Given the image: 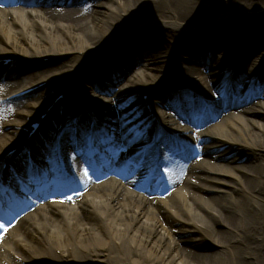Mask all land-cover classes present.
<instances>
[{
  "label": "bare ground",
  "instance_id": "bare-ground-1",
  "mask_svg": "<svg viewBox=\"0 0 264 264\" xmlns=\"http://www.w3.org/2000/svg\"><path fill=\"white\" fill-rule=\"evenodd\" d=\"M1 3L0 59L15 62L10 67L0 61V83L6 84L0 97L48 82L34 91L35 100L0 102V166L9 162L0 168V199L8 198L4 188L21 186L27 150L37 166L54 168L50 156L58 153L33 144L30 125L45 113L47 122L63 118L70 103L77 108L65 118L67 130L57 141L64 162L98 148L80 125L97 120L112 133L141 137L168 176H151L153 189L146 191L151 172L128 163L32 204L15 218L11 232L1 234L0 264H264V10L251 15L264 0ZM164 30L176 32L169 45L153 40L141 70L128 72L127 62H137L145 49L139 38ZM211 35L223 43L231 35L239 38L209 63L186 41L205 45L211 58L217 44L203 41ZM110 61L123 67L119 90L112 70L104 73ZM56 62L61 65L47 67ZM238 66L252 72L248 97L260 102L225 114L222 101L240 104L242 94L235 95L240 88L233 83ZM98 72L104 78L97 91L106 95L100 99L92 93ZM60 94L63 99L56 101ZM206 120L213 122L204 126ZM70 127H78V137ZM176 144L185 152L178 153ZM13 148L16 153L7 157ZM199 245L217 250L194 249Z\"/></svg>",
  "mask_w": 264,
  "mask_h": 264
},
{
  "label": "rangeland",
  "instance_id": "rangeland-1",
  "mask_svg": "<svg viewBox=\"0 0 264 264\" xmlns=\"http://www.w3.org/2000/svg\"><path fill=\"white\" fill-rule=\"evenodd\" d=\"M51 5H54V4H51ZM262 10H264V6H262V7H260L259 9H257V10H253L252 11V14L251 15H253V17H254V14L255 13H257V12H259V11H262ZM229 18H231V17H229ZM251 23H253V22H251ZM175 31H169V30H164V31H155V32H153L152 34H150V36L149 37H147L146 35H144V36H141L140 38H139V41H137V43L138 44H141V48L144 46V48L145 49H142L141 50V52H139L138 54V61L137 62H134V63H132V62H127V64H126V68H129V67H131V69L130 70H127L128 72L130 71V72H133V71H137V70H141L140 68H141V65H142V62H141V59L142 58H144V56H145V54H147V52H149V50L151 49V46L153 45L152 44V41L153 40H161V41H164L167 45H169V42L171 41V40H173V36L175 35ZM158 35V36H157ZM197 38H200V36H198ZM206 38H210V40H206ZM238 36H235V35H231L230 37H228L227 38V40H226V43H223L221 40H220V38H218V37H215V36H213V35H211V37H204L203 38V41H205L207 44H217V47L215 48V52H214V54H216V57L219 55V52L221 51V49H223L225 46H230L231 44H234L235 43V41L236 40H238ZM186 42H189V43H187V44H195V45H192V47L190 46V49H193L197 54H199V55H201V56H205L208 52L206 51V48H205V45L203 46V45H199L200 43H194V42H192V41H186ZM205 42H202L201 44H204ZM223 44H224V46H223ZM138 52V51H137ZM137 52H135L134 53V55L137 53ZM207 52V53H206ZM205 60L206 61H208L209 59L208 58H205ZM213 60V59H212ZM211 60V62H213ZM141 62V65L139 64ZM121 64V63H120ZM120 64H119V62L118 63H114V62H112V61H110L109 62V64H107L106 66H105V68H104V73L106 72V71H108L107 70V67H109L111 70H113L112 71V76H114V79L116 80V82H117V86H115L116 87V89H120V86L122 85V84H124V81H125V76H124V74H123V67H121L120 66ZM60 66L61 65V63H52V64H50L49 66H47V67H53V66ZM212 65H215L214 63L212 64ZM250 66V64L248 63V64H246L244 67L246 68V67H249ZM39 67V66H38ZM43 67V66H42ZM47 67H45L44 66V68L43 69H47ZM201 67V66H200ZM203 68V67H202ZM252 69H254V66H252L251 67ZM243 72V71H242ZM95 75H96V79L95 80H103V78H104V76L102 75V73L101 72H98V74H94V78H95ZM87 76V75H86ZM88 77V76H87ZM244 78H245V76H244ZM108 80H112V81H110V82H112V83H114V80L113 79H108ZM97 82H100V81H97ZM244 84V82L242 83V85ZM101 85H102V83H101ZM1 87H3L4 88V85L3 86H1ZM96 87H97V85H96ZM99 87V86H98ZM246 86H241L240 87V92L243 94V96H242V98H241V100H240V104L238 105V104H236L234 101H224L223 103H222V107H223V110H224V113L225 114H229V113H231V112H233V113H239L241 110H243L246 106H249L250 104H259V102H260V99H255L254 98V100H251L250 98H248V97H244V96H246L247 95V93L249 92V90L250 89H248V90H246ZM157 90V89H156ZM166 91V90H165ZM8 92V91H7ZM164 92V91H163ZM92 93H94L96 96H97V98L98 99H100V98H103L104 96H106V95H100V93L98 92V91H93L92 90ZM33 96H35V94H33V95H30V96H28V97H25V98H21V99H18L17 101H16V104H18L19 102H23V101H27V100H35L36 99V97H33ZM108 96H112V95H108ZM214 97H216V96H214ZM102 100V99H101ZM121 109H118L117 110V112L119 113V115H121V111H120ZM213 121H210V120H206V122L204 123V126H208L210 123H212ZM103 132V131H102ZM181 146H178V148H180ZM183 152H184V150H183ZM185 160L186 161H190L191 160V157L190 156H185ZM241 162H243V161H241ZM241 162H238V163H241ZM216 163H219V164H222V165H224L223 163L224 162H220V161H217ZM226 167L227 168H229V169H233V166L232 165H227L226 164ZM218 175H220L221 177H224V178H228L227 176H225V175H223V174H218ZM187 246H189V247H191L190 245H187ZM192 248V247H191ZM194 249H196V250H198V251H202V252H205V253H208V252H213V251H216L217 250V248L216 247H213V246H209V245H199V246H197V247H194Z\"/></svg>",
  "mask_w": 264,
  "mask_h": 264
},
{
  "label": "snow or ice",
  "instance_id": "snow-or-ice-1",
  "mask_svg": "<svg viewBox=\"0 0 264 264\" xmlns=\"http://www.w3.org/2000/svg\"><path fill=\"white\" fill-rule=\"evenodd\" d=\"M83 171H84L85 177H87L88 179H91V177L88 175V168L85 167V168L83 169ZM2 226H3V225L0 224V227H2Z\"/></svg>",
  "mask_w": 264,
  "mask_h": 264
}]
</instances>
